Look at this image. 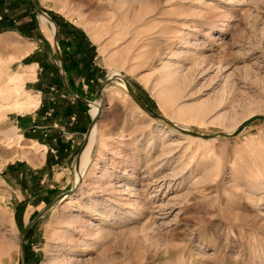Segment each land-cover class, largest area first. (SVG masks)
I'll return each mask as SVG.
<instances>
[{"label": "rangeland", "instance_id": "1", "mask_svg": "<svg viewBox=\"0 0 264 264\" xmlns=\"http://www.w3.org/2000/svg\"><path fill=\"white\" fill-rule=\"evenodd\" d=\"M38 8L61 46L89 44L90 66L68 76L77 95L100 102L115 72L159 117L106 85L77 185L83 136L61 162L36 140L47 83L61 84ZM253 114H264V0H0V264H21L22 229L71 188L26 234L25 264H264V119L219 135Z\"/></svg>", "mask_w": 264, "mask_h": 264}, {"label": "crops", "instance_id": "2", "mask_svg": "<svg viewBox=\"0 0 264 264\" xmlns=\"http://www.w3.org/2000/svg\"><path fill=\"white\" fill-rule=\"evenodd\" d=\"M57 42L64 75L61 74L59 61L53 44L55 53L54 64L55 69L57 70L56 76L61 81V84L58 86L54 83L55 80L47 83L50 85V89H53L54 91L52 92L51 97L44 98L43 101L46 107L43 106L44 104H41L42 106L37 108L39 109V114H42V118L46 119V121L43 124L44 128L41 131L43 133V137L36 140L40 142V145L49 147L50 152H46V156L49 161H53V159H55L57 162H61L64 158L63 156L68 154L67 147L70 146L72 148L75 140L78 142V135L83 136L90 122V115L88 117L84 108H81L87 104L77 100L73 95L82 99L85 98L75 93L68 76L69 72L73 71L75 68L80 69L82 67L87 70L90 66L92 51L87 43H84L82 46H78L76 48L71 47L69 49L61 46L62 43L60 42L58 33ZM62 86V92L65 96L62 94H56V90H59L58 87ZM39 114H37L36 123L31 125L30 129L27 130L28 133L35 132L37 128L41 127L40 125L42 124L39 122ZM47 133H49L50 136L46 138L44 136H47ZM52 150L55 151V154L51 153ZM9 167L11 169L12 166Z\"/></svg>", "mask_w": 264, "mask_h": 264}, {"label": "water", "instance_id": "3", "mask_svg": "<svg viewBox=\"0 0 264 264\" xmlns=\"http://www.w3.org/2000/svg\"><path fill=\"white\" fill-rule=\"evenodd\" d=\"M37 11L41 14H44L47 16V18L53 22L54 24V30H53V34H52V38H53V44L55 47V52L59 61V66H60V70H61V74L64 75L62 66H61V56H60V52H59V47H58V42H57V33H58V28L57 25L55 23V21L51 18V16H49L47 13H45L44 11H42L41 9H37ZM121 79L122 80V85L125 90L127 91V93L129 94V96L132 98V100L139 106V108H141L145 113H147L150 117L152 118H159L156 114L152 113L147 107H145L143 105V103L139 100V98L137 97V95L135 94V92L133 91V89L131 88L130 84L120 75H116V76H110L108 75L98 86L97 90H96V94L97 96L100 98V106H102V92L105 88L106 85H108L110 82H116L115 79ZM117 83V82H116ZM71 93V92H70ZM72 94V93H71ZM73 95V94H72ZM77 100L89 105L88 100L82 99L77 97L76 95H73ZM99 118V116L96 117H91L90 116V122L89 125L86 129V131L83 134V140L80 144V146L78 147L74 157H73V168L76 171L79 167V160H80V155L81 152L83 151L87 141H88V135H89V131L90 128L92 126V124L94 123L95 120H97ZM164 122H166L167 124L177 128L179 131L182 130L184 133L189 134V135H193V136H197L200 138H208L209 134H201L198 132H194L188 129H185L184 127L178 126L174 123H172L171 121L165 119V118H161ZM253 119H264V114H253L250 117L246 118L245 120H243L242 122H240V124L235 128V130H233V132L231 133H219V135H223V136H230V135H234L236 133H238L248 122H250ZM185 129V130H183ZM73 188L65 191L64 193L60 194L59 196H57L53 201H51L50 203H48L41 211H39L29 222L28 224H26L24 226V228L21 231V264H25V236L28 232V230L32 227V225L34 224V222H36L37 219H39L49 208H51V206H53V204L55 202H57L58 200L62 199L65 195H68L72 192Z\"/></svg>", "mask_w": 264, "mask_h": 264}, {"label": "bare ground", "instance_id": "4", "mask_svg": "<svg viewBox=\"0 0 264 264\" xmlns=\"http://www.w3.org/2000/svg\"><path fill=\"white\" fill-rule=\"evenodd\" d=\"M40 16V21L49 25L50 27L53 26L54 28V25L52 23V21H50L46 15L44 14H41L39 15ZM51 29V28H50ZM49 29V30H50ZM26 52V51H25ZM110 76H116V75H119L118 73H115V72H111L109 74ZM115 81L122 85V80L121 79H118L116 78ZM7 85H10V83L7 82ZM8 87V86H7ZM13 92L12 94H9L7 95V97L11 98V102H10V105L12 106L13 109H15L17 112H21L22 111V108L24 110L25 107H27L26 105L27 104H24V102L22 101L21 99V93L19 91V89L17 88V86H14L12 91ZM7 94V93H6ZM22 96H23V93H22ZM6 97V96H5ZM4 98V97H2ZM23 98V97H22ZM6 102V101H5ZM29 105V104H28ZM142 110V109H141ZM89 112H90V116L91 117H96V116H99L102 112V108L100 106V102L99 101H90L89 103ZM96 121H94V123L92 124L91 128H90V131H89V135H88V141L83 149V151L81 152V155H80V160H79V170L74 174V183L77 185V183L79 182V178L80 176H82V171H83V168L90 162V157H91V152H92V149L96 143ZM185 130V129H183ZM182 131V130H181ZM18 135V137H22V135L20 133H16ZM21 154V152H20ZM21 156V155H20ZM19 156V157H20ZM13 157H16L15 154H12L10 155L8 158L11 159ZM121 186V185H120ZM126 187V185L124 186ZM118 189V188H117ZM120 189V188H119ZM123 189V187L121 188ZM117 192V191H116ZM132 203V201H131ZM130 204V203H129Z\"/></svg>", "mask_w": 264, "mask_h": 264}, {"label": "trees", "instance_id": "5", "mask_svg": "<svg viewBox=\"0 0 264 264\" xmlns=\"http://www.w3.org/2000/svg\"><path fill=\"white\" fill-rule=\"evenodd\" d=\"M50 16H51V18L55 21L56 25L59 26V23H58V21L56 20V17L53 16V15H51V14H50ZM28 232H29V231H28ZM28 232H27V234H28Z\"/></svg>", "mask_w": 264, "mask_h": 264}]
</instances>
